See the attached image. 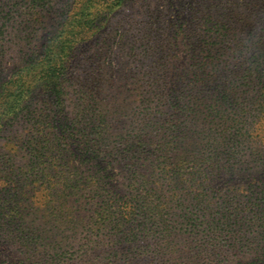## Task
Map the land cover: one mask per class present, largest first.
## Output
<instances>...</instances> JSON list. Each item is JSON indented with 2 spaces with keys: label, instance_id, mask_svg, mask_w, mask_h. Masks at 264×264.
Returning a JSON list of instances; mask_svg holds the SVG:
<instances>
[{
  "label": "trees",
  "instance_id": "trees-1",
  "mask_svg": "<svg viewBox=\"0 0 264 264\" xmlns=\"http://www.w3.org/2000/svg\"><path fill=\"white\" fill-rule=\"evenodd\" d=\"M74 1L82 4L53 11L42 45L8 75L13 17L0 7V137L22 125L34 162L43 161L37 171L4 168L12 188L0 197V226L21 249L13 255L15 264H35L36 256L37 264H241L253 252L260 259L255 264H264V227L262 245L236 252V244L248 238L245 226H264V33L252 47L253 22L229 23L217 4L203 10L201 2L184 21L177 8L181 20L170 23L169 31L187 40L192 69L176 74L178 85L169 88L176 116L163 118L149 104L154 87L162 99L167 71L147 73L151 88L138 85L124 98L113 72L98 73L103 61L95 69L90 58L95 71L84 75L76 63L126 0ZM35 6L24 11L28 29L41 17ZM255 7L264 13V5ZM116 43L125 48L123 40ZM228 45L238 60L224 70L211 56L221 53V62ZM165 56L159 57L161 67ZM240 72L244 86L238 84ZM46 97L55 102V115L32 110L37 98ZM139 101L143 110L129 117L127 107ZM55 134L76 145L82 165L94 166H72L65 149L54 147ZM248 145L250 162L241 151ZM224 178L248 179L247 199L241 200L238 188L225 190Z\"/></svg>",
  "mask_w": 264,
  "mask_h": 264
},
{
  "label": "rangeland",
  "instance_id": "rangeland-1",
  "mask_svg": "<svg viewBox=\"0 0 264 264\" xmlns=\"http://www.w3.org/2000/svg\"><path fill=\"white\" fill-rule=\"evenodd\" d=\"M69 2L73 5L82 4V2H75L74 0H38L36 2L33 0H0V7L2 9H6V11L11 10L13 17V21L11 22L8 31L9 34L7 35V45L9 47V51L6 57V64L10 69H8L4 75L9 74L17 61L18 64H22L23 61L27 60L28 56L26 55L28 53H32L34 49L42 45L44 41L43 26H45V22L52 18L54 13L53 11L61 9ZM196 2H201V9L203 10L207 9L210 5L212 6V4H217L218 12L228 14L226 15L228 16L227 20L229 23L235 22L238 19H245L253 22L252 26L255 24L256 27L253 30V33L256 36H254L250 42L252 47H254L253 41H256L259 38V35L264 33V13H257L260 11V8L257 10V12L254 11L256 8L255 5H264V0H126L120 7L116 9L115 14L111 15V18L108 20V22L103 24L101 29L92 39L91 43L82 49L81 54L76 60L80 72L84 75L86 70L95 71V69H97L96 63H98L100 60L103 61L99 66L98 73L103 71L105 68H108L109 72H113V83L117 87H122L125 92H127L123 93V97L125 98L128 94L133 93L136 88L138 89L140 85H142L141 87L143 88H145L146 85V89L151 88L149 87L150 83L146 84L144 80V78H147V73L154 70H165L170 76L168 79V85L166 86V84H164L162 85V88L166 87L167 89H161L160 94L163 95L164 92V95L160 100L159 95L157 94L159 93L160 87L152 88V92L155 97L153 98L152 103L149 104V107L153 108L154 112L157 111L156 115L159 117L174 118V116H176L175 114L177 104L176 100H174L173 96H171L172 91L170 92L169 88H173V85H178L176 76L177 73L186 72L192 69V61L189 60L187 40H185L182 36L176 37L174 31L170 32L169 27L171 26L169 24L178 23V20H181L179 19V13L176 12V9L179 7L183 14V20H188L190 8ZM34 4L36 5V10L42 11L41 17L38 19L39 21H37L36 24H32V27L28 29L27 20H29V17L26 13H24V11L29 9V7L34 6ZM254 15L256 17L253 20ZM19 27L21 30L16 32ZM17 34L18 36H16ZM118 40L124 41V49H121L122 47L117 45L116 41ZM260 41L264 42V37H262ZM227 49L228 54L224 56L221 62L219 59L221 53L215 51L211 56V61H213V64L217 63L219 65V63H222L220 67L224 70L232 69L234 67V63L238 60L235 56V53L232 52L233 48H231V45H228ZM102 51H106L105 55ZM162 54L166 55L165 57L167 59V64H164L163 67H161V63H163L164 58L159 60V57H161ZM146 55H149L150 57L146 58ZM204 55L206 54L204 53ZM90 58L95 65V69L94 66L93 68H90ZM248 61L249 60H246V65H249ZM211 67H213L212 64ZM238 78H240L238 79V84L240 86H244L243 72L239 73ZM110 93L112 94V92ZM252 93L254 94L255 91ZM76 96L77 92L74 91V96L72 98L73 103L76 102ZM141 102L142 101L135 102V104L132 103L134 104L132 107H127V113L130 114L129 117L133 116L134 113H139L141 110H143L141 109V105L144 103ZM68 103H70V100ZM32 104V110H34V106L36 108L40 107L44 109V112L47 114L50 111L51 115H55L56 111H58L53 99L50 98L49 101L48 97H46V99L37 98ZM70 107L73 109L75 106L74 104H71ZM53 120L55 121V119ZM25 133L24 127L22 125L20 127L19 125V127L16 126L15 128L11 129L10 132H5L2 134V137H0V197L2 195L4 196L5 192L8 197L6 190L9 191V189L12 188V183L9 181V179H7L8 174L4 168H12V170L16 169V172H20L23 170L32 171L31 169L37 171L39 163V167L42 166L43 161L40 160L34 162V153L30 151L31 148L26 142L28 137L25 136ZM54 139V147H58L60 145L62 149H65L66 157L72 166H75V168L76 166H94L93 164L82 165L80 160L82 152L79 151L75 144L72 142L70 143V141L66 143L64 138H61L60 135L56 134ZM241 151L245 153L244 160L250 162V158L248 156L250 153L249 145L246 147L242 146ZM62 157V154H60V158ZM9 158L11 161L9 163H5V161H7ZM21 165L23 169L20 167ZM25 165L27 166L26 168H24ZM60 165L62 166V162L60 163L59 160L58 168L61 167ZM53 178L54 180L52 181V189L56 191V177L54 176ZM246 181H248V179L245 180L239 178L236 180L224 178L223 187L225 190L226 188L230 189L231 187L234 189L238 188L240 191L244 192V196L241 199L244 201L247 199V193L246 191H243L246 188ZM257 181L258 180L256 179L254 180V182ZM263 182L264 172L260 176L259 184H263ZM40 183L42 184V181ZM234 183L237 185H230ZM36 193L35 197L38 195V193ZM32 194H34V192H32ZM254 196L257 197L256 195ZM59 197L60 195H55L53 199H58ZM36 199L37 197L35 200ZM51 204H54V202H51ZM175 220L178 223L181 218L179 219V216H176ZM223 222L225 224V221ZM263 227L264 226H262L261 223L250 225L248 227L245 226L244 232H249L247 236L248 238H245L243 242L236 244L239 245L236 252L238 251V253H241L244 250L249 251V247L252 248L255 245L259 247L262 245L263 239L260 235V231L263 229ZM5 228L6 227L2 228L0 226V264H15V253H21L19 252L21 249L16 246L15 242H13V236L2 232L5 230ZM53 230L55 231L57 228L54 227ZM226 242L230 243L231 241L230 239H226ZM183 245L184 243L182 244V247ZM37 260L38 257L36 256L34 259L35 264H37ZM259 260L258 253L253 252V254H250L247 259H244L239 263L255 264ZM25 263L31 264L29 260H26Z\"/></svg>",
  "mask_w": 264,
  "mask_h": 264
}]
</instances>
